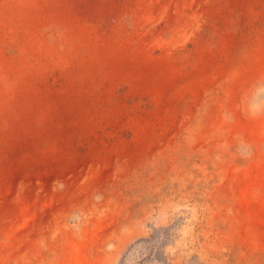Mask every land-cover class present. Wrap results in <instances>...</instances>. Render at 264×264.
<instances>
[{
    "label": "rangeland",
    "instance_id": "obj_1",
    "mask_svg": "<svg viewBox=\"0 0 264 264\" xmlns=\"http://www.w3.org/2000/svg\"><path fill=\"white\" fill-rule=\"evenodd\" d=\"M0 264H264V0H0Z\"/></svg>",
    "mask_w": 264,
    "mask_h": 264
}]
</instances>
